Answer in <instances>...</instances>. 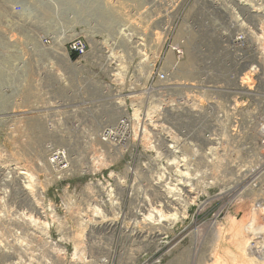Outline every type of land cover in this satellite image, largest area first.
I'll return each instance as SVG.
<instances>
[{"label":"rangeland","instance_id":"rangeland-1","mask_svg":"<svg viewBox=\"0 0 264 264\" xmlns=\"http://www.w3.org/2000/svg\"><path fill=\"white\" fill-rule=\"evenodd\" d=\"M240 1L0 0V264H264V211L255 209L251 193L241 194L245 185H240L259 157L255 144L257 123L264 120L258 111L264 106V90L251 102L253 114L230 143V153L226 151L229 163L176 166L152 157L145 165L132 166L134 176L126 189L95 187L96 180L113 179L124 169L94 158L100 147L94 145L100 128L115 118L113 111L105 109L97 87L104 86L102 92L109 98L118 80V88L125 89L128 79L137 76L133 69L142 60L140 53L151 59L159 52L163 43L150 36L159 28H167L164 38L170 32L188 37L191 55L196 48L199 55L217 56L222 29L239 25L243 13L246 19L241 24L248 29V44L257 46L259 33L253 17L257 13L238 10ZM124 30L143 37L141 46L150 45V51L143 53L141 46L140 53L132 49V37L123 36ZM78 37L88 42L89 49L81 68L73 72L66 69L64 48ZM192 65L193 61L188 72ZM113 72L121 76L114 80ZM107 112L112 115L110 121ZM47 147H61L70 155L72 174L60 184L48 180ZM10 165L34 176L35 191H42L43 199L36 192L33 195L45 205L44 215L40 214L44 219L29 190L22 189V194L32 203L21 201L16 192L21 178L9 172ZM172 184L194 186L193 193L182 190L176 195ZM162 195L175 199L171 204L178 211L175 223L164 222L157 213L142 223L141 215L149 207L167 214ZM181 201L184 206H178ZM29 217L44 220L47 228L32 224ZM245 224L254 228L253 233L260 231L261 238L246 233ZM238 231L251 254L247 251L241 256L236 249ZM257 249L263 253L262 260ZM76 252L77 259H73Z\"/></svg>","mask_w":264,"mask_h":264},{"label":"built area","instance_id":"built-area-1","mask_svg":"<svg viewBox=\"0 0 264 264\" xmlns=\"http://www.w3.org/2000/svg\"><path fill=\"white\" fill-rule=\"evenodd\" d=\"M240 17L239 25L235 23L233 28L222 29L217 56L199 55L200 50L194 48L189 72L185 68L187 55L191 53L187 38L183 33L182 37L170 32L156 58L135 65L133 70L137 76L128 79L125 89L118 88V80L109 98L101 86L103 103L111 107L116 118L100 128L96 136L100 147L95 158L123 165L124 169L113 179L96 180L95 187L104 191L126 189L128 180L134 176L132 166L145 165L152 157L160 163L176 166L230 162L227 149L236 133L243 131L246 117L253 114L251 102L261 95L260 90H264V43L261 38L264 17L262 24L255 26L259 33V44L255 47L248 44V29L241 25L246 19L243 13ZM150 47L141 46L140 49L145 53ZM88 49L84 38L70 40L64 48L68 66L81 68ZM246 73L251 78V88H242L241 79ZM263 109L261 106L258 111L262 113ZM257 133L255 146L259 157L240 185H245L241 194L248 191L254 196L255 209L264 210V124H259ZM46 168L48 180L55 179L53 185L68 180L72 174L71 161L64 149L48 151ZM191 180L196 179L192 177ZM174 187L176 195H181L182 190L188 193L193 190V186L189 189L187 185ZM43 205L38 204L39 212Z\"/></svg>","mask_w":264,"mask_h":264},{"label":"bare ground","instance_id":"bare-ground-1","mask_svg":"<svg viewBox=\"0 0 264 264\" xmlns=\"http://www.w3.org/2000/svg\"><path fill=\"white\" fill-rule=\"evenodd\" d=\"M212 1V0H211ZM220 3H223L222 1L223 0H218ZM227 1H229V0H227ZM240 1V0H239ZM252 2V1H251ZM240 7H238L237 6V9L238 10H242V11H246V12H248V14L249 15H252V14H256L257 13V15H255V16H253L256 20H257V23H260L261 22V24H262V18L264 17V0H261L259 3H255V4H250V3H248V0H242V1H240ZM253 3V2H252ZM222 7H225V6H223V4H220ZM249 7V8H248ZM236 11V10H235ZM225 12V11H224ZM234 12V11H233ZM252 13V14H251ZM236 14L234 13V15L233 16H235ZM229 17V16H228ZM236 17V16H235ZM234 17V18H235ZM230 18H231V16H230ZM237 20V19H236ZM231 21H232V19H231ZM233 21H235V20H233ZM239 21V20H238ZM242 25V24H241ZM262 27H264L263 25H262ZM123 29H125V28H123ZM165 29V30H164ZM125 31V30H124ZM167 32V28L166 27H164L163 29H161V28H159V31L158 32H155V31H152V33L150 34V36H152V37H158V39H159V41H161V43H163V41H164V37H165V34H166V32ZM123 34V33H122ZM137 33H132V34H129V33H126V31H125V33L123 34V36H125V37H132V40L131 41H129V43H131L132 45H134V46H132V49H134V50H136V52H141L140 51V49H138V47L139 46H141L143 43H141L140 41H142V39H143V37H141L140 39L137 37ZM155 35H157V36H155ZM187 35L189 36V35H191V34H188L187 33ZM194 35V34H193ZM254 36H255V38L257 39V36L255 35V33L253 34ZM250 36V35H249ZM161 37V38H160ZM262 38V37H261ZM130 39V38H129ZM156 39V38H155ZM187 39H188V37H187ZM127 40H128V38H127ZM143 42V41H142ZM131 44H129V45H131ZM187 44L189 45V43H188V40H187ZM162 46V45H161ZM161 48V47H160ZM159 49V48H158ZM160 50V49H159ZM139 53H137V54H139ZM141 55H140V57H141V61H149L150 59L149 58H144L143 56V54L142 53H140ZM157 55H158V51H157ZM157 55H155V56H153V58H156L157 57ZM64 58H65V65L67 66L66 67V69H68V70H70V71H76V69H79V67H76L75 69H72V68H70V67H68V63H67V61H66V58H67V56H66V54H64ZM189 58H190V60H189ZM111 59V58H110ZM186 61H187V64H186V66H185V68L187 69V67H191L190 66V62L192 61V55L191 54H188L187 55V59H186ZM111 71H113V70H111ZM245 75V77L243 78V79H241V83H242V88H245V87H248V88H251L252 86H251V84H252V82H251V78L249 77V75H247V73L246 74H244ZM111 77H114L115 79L114 80H116L118 77H120L121 76V74H120V72H113L112 73V75H110ZM113 80V81H114ZM101 89V86H98L97 87V89L96 90H99V93H100V90ZM101 94H102V92H101ZM106 108L105 109H109V111H112L111 110V107L110 106H105ZM261 107V106H260ZM264 107V106H263ZM114 112V111H113ZM115 113V112H114ZM261 115H264V109H263V111H262V113H261ZM111 117H112V115H110ZM110 116H109V114H108V112L106 113V115H105V117H106V120H108V121H110ZM262 117H264V116H262ZM115 118H116V114H115ZM115 118H114V120H115ZM112 119V118H111ZM114 120H112L111 122H113ZM111 122H109V123H111ZM264 124V120H259L258 121V123H257V126H259V124ZM97 140V139H96ZM93 145V144H92ZM95 147H98V146H100V143H98V141H96L95 142ZM91 146V145H90ZM93 146H91V151L92 150H95L94 148H92ZM48 148V147H47ZM56 148V147H55ZM54 148V149H55ZM58 148V147H57ZM60 149H61V147H59ZM49 149V148H48ZM53 149V148H52ZM88 149H89V147H88ZM50 150V149H49ZM48 150V151H49ZM47 151V152H48ZM68 151V150H67ZM90 151V150H89ZM95 152V151H94ZM90 154H91V152H90ZM48 155V154H47ZM70 156V155H69ZM92 156V155H91ZM90 156V157H91ZM94 158H95V156H94ZM93 158V159H94ZM47 159V158H46ZM91 159V158H90ZM70 161H71V159H70ZM74 161V160H73ZM91 161V160H90ZM96 162V161H95ZM94 162V163H95ZM153 162V161H152ZM77 163V162H76ZM92 163V162H91ZM100 164L101 162H98L97 161V164ZM108 163V162H107ZM106 163V165H108ZM102 164V163H101ZM110 164V163H109ZM160 164V163H159ZM72 165V164H71ZM95 165H96V163H95ZM112 165V164H111ZM171 165V164H170ZM9 166V165H8ZM10 166H13V167H10V169H9V172H11V174H13V175H15L17 178H21V184L19 183V184H17V193L18 194H20L21 196H20V198H21V201H24V202H26L27 204L29 203V204H31L32 202H31V200L30 199H28V200H26V196L24 195V194H22V192H23V190L22 189H25V190H29V194L31 195V197L33 198H31L33 201H34V204L36 203L37 204V206H38V204H39V202L38 201H35V195H33V193L34 192H36V195H37V197L38 196H40V191H35V188L37 187V185H38V183H37V181H35L34 180V176H32L31 174H29L25 169H23V168H18L17 166H14V165H10ZM74 166V165H73ZM78 167V166H77ZM108 167H109V165H108ZM8 171V170H7ZM137 171V170H136ZM252 170H249V172H251ZM113 173V172H112ZM180 173V175H183V173H181V172H179ZM186 175V174H185ZM243 176H246V174H244ZM236 179H239V177H235ZM185 179V178H184ZM182 180V179H181ZM180 180V181H181ZM174 181V180H173ZM184 181H186V180H184ZM190 181V180H189ZM199 181V180H198ZM197 181V182H198ZM183 182V181H182ZM194 181H192V183H193ZM197 182H196V187H198L197 186ZM236 182L237 181H233L231 184L232 185H234V184H236ZM190 183V182H189ZM205 183V182H204ZM209 183V182H208ZM176 184V183H175ZM179 184V183H178ZM186 184V183H185ZM184 184V185H185ZM191 184V183H190ZM173 185V184H172ZM182 185V184H181ZM188 185V184H187ZM173 186H175V185H173ZM179 187V186H178ZM162 188V187H161ZM193 188H194V186H193ZM174 189V188H173ZM173 189H170V190H173ZM165 190V189H164ZM196 191V190H195ZM194 191V192H195ZM122 192V191H121ZM121 192H119V194L121 193ZM125 192V191H124ZM168 193H170V192H168ZM167 193V194H168ZM193 193V192H192ZM191 193V194H192ZM166 194V193H165ZM89 195V194H88ZM121 195H123L122 193H121ZM148 195V194H147ZM170 195V194H169ZM44 196V195H43ZM146 196V195H145ZM163 196V195H162ZM161 196V197H162ZM168 196V195H167ZM172 196H174V195H172ZM176 196V195H175ZM188 196V195H187ZM36 197V198H37ZM46 197V196H45ZM177 197V196H176ZM179 197V196H178ZM41 199H43V197H40ZM40 198H39V200H40ZM145 198V197H144ZM149 198V197H148ZM175 198V197H174ZM146 199V198H145ZM169 199V200H168ZM179 199V198H178ZM192 199V198H191ZM194 199V198H193ZM192 199V200H193ZM99 201H100V199H98ZM109 200H111V199H109ZM147 200V199H146ZM161 201H163L164 202V204L167 206V209L166 210H168V211H173V213H169L168 211H165V212H167V214L166 215H163V214H160L161 212H160V210H155V209H151L150 207L149 208H147V214H142L141 215V221H142V223H143V220L145 221V220H150V218H151V213H152V215H153V213L155 214V213H157L156 215H158L159 214V218H163V221L164 222H168V221H173V220H175V218H176V216L175 215H177L176 213L178 212L177 210H176V208L174 209L173 207H175L174 205L173 206H171V204H172V201L173 200H175V199H172V200H170V197H166V196H163V198H161L160 199ZM195 200V199H194ZM43 201V200H42ZM97 201V200H96ZM149 201V200H148ZM179 201V200H178ZM31 202V203H30ZM106 202V201H105ZM105 202H104V204H105ZM143 202V201H142ZM147 202V201H146ZM175 202V201H174ZM180 202V201H179ZM182 202V201H181ZM113 203V202H112ZM150 203V202H149ZM177 203V202H176ZM175 203V204H176ZM183 203V202H182ZM182 203H180V204H182ZM40 204H42V202L40 203ZM46 204V203H45ZM48 204H49V202H48ZM118 204V203H117ZM122 204V203H121ZM120 204V205H121ZM123 204H124V202H123ZM160 204H163V203H160ZM178 205V206H184V203H183V205ZM113 205H114V203H113ZM116 205V204H115ZM248 205V204H247ZM36 206V205H35ZM45 206V205H44ZM97 206V205H96ZM111 206V205H110ZM118 206V205H117ZM164 206V205H163ZM165 206V207H166ZM34 207V205L32 204V208ZM100 207H102L101 205H100ZM120 207V206H119ZM157 207H161V205H159V206H157ZM164 207V208H165ZM97 208H98V206H97ZM95 209V208H94ZM93 209V210H94ZM112 209V208H111ZM114 209H115V207H114ZM260 209V208H259ZM33 210H35V209H33ZM92 210V211H93ZM117 210H120V209H117ZM176 210V212H175V214H174V211ZM260 210H262V209H260ZM36 211V210H35ZM51 211V210H50ZM89 211H91V210H89ZM110 211V210H109ZM132 211V210H131ZM183 211V210H182ZM264 211V210H263ZM53 212V211H52ZM94 212V211H93ZM115 212H116V209H115ZM118 212V211H117ZM127 212V211H126ZM133 212V211H132ZM149 212V213H148ZM180 212V211H179ZM184 212V211H183ZM37 213L39 214V217L41 218V219H44V218H42L41 216H40V214L42 213V212H39V210H38V208H37ZM85 213V212H84ZM87 213V212H86ZM107 213H108V211H107ZM106 213V214H107ZM185 213V212H184ZM53 214V213H52ZM94 214V213H93ZM110 214V213H109ZM42 215H44L43 213H42ZM84 215V214H83ZM87 215V214H86ZM117 215V214H116ZM156 215H154V216H156ZM183 215V214H182ZM56 215H54V217H55ZM85 216V215H84ZM89 216V215H88ZM91 216H93L92 214H91ZM98 216V215H97ZM181 216V215H180ZM184 216V215H183ZM109 217V216H108ZM107 217V218H108ZM114 217V216H113ZM28 218V217H27ZM26 218V219H27ZM106 218V219H107ZM110 218V217H109ZM117 218H118V216H117ZM120 218V217H119ZM155 218V217H154ZM51 219H54L53 217H51ZM56 219V218H55ZM180 218H178V220H179ZM27 220H30L31 222H32V224H34V225H39L40 226V228L41 229H46L47 228V226H48V224L43 220H40V219H32V218H30L29 217V219H27ZM57 220V219H56ZM55 220V221H56ZM104 220V219H103ZM127 220V219H126ZM129 220V219H128ZM148 220V221H149ZM152 220V219H151ZM150 220V221H151ZM124 221V220H123ZM140 221V222H141ZM161 221H162V219H161ZM177 221V220H176ZM110 222V221H109ZM109 222H107V223H109ZM174 222V221H173ZM106 223V222H105ZM116 223V222H115ZM129 223V222H128ZM172 223V222H171ZM175 223V222H174ZM242 223V222H241ZM241 223H239V224H241ZM134 224V223H133ZM138 224V223H137ZM170 224V223H169ZM121 225H123V224H121ZM132 225V224H131ZM139 225H141V223L139 224ZM95 226V225H94ZM93 226V227H94ZM107 226H108V224H107ZM167 226H169V225H167ZM33 227H35L36 228V226H33ZM98 227V226H97ZM125 227V226H124ZM90 229V228H89ZM95 229V228H94ZM37 230H39V228L37 229ZM244 231L246 232V233H251V234H253V235H257L256 237H257V239H260L261 237H258V235H260V231H258V232H255V233H253L254 232V228L252 227V228H250V225H248V224H245V226H244ZM257 231V230H256ZM148 235V234H147ZM235 237V246H236V249L238 250V252L239 253H241L240 255L241 256H245V255H247V251H249V250H247L248 249V246H247V240H245V237H244V235H243V233L242 232H237L235 235H234ZM147 237V236H146ZM151 237V236H150ZM154 237H156V236H153V238ZM247 237V236H246ZM37 238V237H36ZM157 238V237H156ZM155 238V239H156ZM154 240V239H153ZM33 241V240H32ZM31 241V242H32ZM35 241V240H34ZM142 241V240H141ZM143 241H145V240H143ZM142 241V242H143ZM150 241V240H149ZM30 242V243H31ZM80 242V241H79ZM33 243V242H32ZM35 243L36 244H38V242H36L35 241ZM48 243H50V242H48ZM137 244H140V243H137ZM258 246V245H257ZM259 247V246H258ZM257 247V248H258ZM256 249V247L254 248V250ZM258 250V249H257ZM251 251V250H250ZM250 251H249V253H250ZM256 253V256H258V259L259 260H262L263 259V256H262V252L261 251H259L258 250V255H257V252H255ZM77 254H78V252H76V253H74L73 254V259H77ZM251 254V253H250ZM250 254H249V256H250ZM247 257V256H246ZM238 263V262H237Z\"/></svg>","mask_w":264,"mask_h":264}]
</instances>
